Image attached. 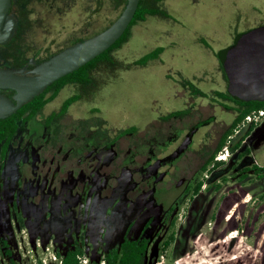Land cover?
<instances>
[{
  "label": "rangeland",
  "instance_id": "1",
  "mask_svg": "<svg viewBox=\"0 0 264 264\" xmlns=\"http://www.w3.org/2000/svg\"><path fill=\"white\" fill-rule=\"evenodd\" d=\"M73 1L67 5L68 11L62 18L48 21L52 28L46 29L53 32L48 35L55 39L52 46L47 43L48 36L37 32L43 52L46 53V48L55 53L101 32L121 10L114 7L120 0H106L102 24L77 27L74 22L84 19L85 15L77 16L76 11L79 12L82 6ZM163 9L172 20L146 17L131 26L126 41L114 51V57L120 63L118 67L113 70L102 68L95 75L97 88L88 89L81 100L70 105L67 120H63L65 124H71L65 138L88 136L87 150L101 147L99 153L89 155H94L91 159L96 163L94 170L89 172V181L95 182L93 185L97 190H102L100 187L105 189L104 216L91 229L81 259L89 264L92 257L103 264L104 250L100 245L108 243L111 238L107 233L111 234L120 221L113 236L117 242V234L123 233V226L128 229V224L134 222L135 226L128 229V233L137 236L146 219L139 220L138 216L152 211V227L147 229L150 245L145 264H152L154 259L153 264H264L263 172L242 171L244 167L252 168L253 164L246 159L243 161L244 151L232 152L230 147L222 166L214 168L210 164L205 171L200 170L220 131L226 129L234 118V111L225 108L233 107L232 102L213 96L215 91L227 90L216 54L231 45L237 34L264 26V0H167ZM33 32L31 29L29 35L33 36ZM158 47L163 49L158 59L145 66L133 65ZM187 82L204 94L202 98L195 97L196 105L202 102L212 105L213 109L209 105L201 107L200 115L185 118L184 126L168 124L162 133L157 128L158 119L188 106ZM78 93L76 88H63L39 113L35 121L37 127L31 135L36 133L34 136L40 140L47 138L49 132L45 118L59 111L63 102ZM211 98L217 104L211 103ZM198 120L205 121L192 125ZM132 127L137 132L121 138L116 151L103 150L105 144L121 131ZM242 132L241 129L238 133ZM239 134L234 131L225 144L233 145ZM34 144L31 142L30 146L23 148L25 160L13 157L5 164L4 170L8 173L19 170L25 162L37 165L39 151ZM68 146L64 144L60 151L65 158L76 151ZM45 148L53 149L51 145ZM260 154L264 155V148L258 157L255 154L249 157L262 168L264 162ZM103 166H108L105 173L102 172ZM30 167L26 170L29 174ZM198 182L202 186L194 196L193 189ZM90 184L85 183L79 201L82 204L87 192L90 200L95 197L96 189H90ZM24 186L27 191V184ZM14 187V195L3 200L0 213L3 217L2 235L9 241L16 264H60L54 242L42 239L52 231L60 232L63 227L62 236L80 234L85 228L83 214L86 217L88 211L84 213L83 206H80L77 225L71 226L68 221L65 228L64 219L69 212L62 211L63 205L55 211L60 219L53 218L51 213L52 219L47 209L41 207L34 220L27 213L23 217L24 222H28L26 228L11 216L12 210L17 214L25 210V203L23 206L18 199L16 179ZM61 190L64 193V189ZM49 201L47 198L46 205ZM171 233L173 241L161 252L162 242ZM0 264L6 263L0 258Z\"/></svg>",
  "mask_w": 264,
  "mask_h": 264
},
{
  "label": "flooded vegetation",
  "instance_id": "2",
  "mask_svg": "<svg viewBox=\"0 0 264 264\" xmlns=\"http://www.w3.org/2000/svg\"><path fill=\"white\" fill-rule=\"evenodd\" d=\"M165 1L167 0H139L138 6L139 4L144 3L146 6L145 9L156 10L157 13H160V14L148 15L146 17H156V18H161V19L172 20L170 18V15H168L165 9H163ZM71 2L72 0H68V2L67 0H65V2H63V0H11L7 21L8 20L13 21L12 35L10 36V38L6 40V42L0 44V68L12 69V70H18V69L24 68L25 71L28 72L32 70L39 63L49 59L54 54L62 51L63 49L53 53L52 51L50 50L47 51V49L44 48V51H46V53L43 52L42 47L40 45V40H39L40 35H38L37 32H42L44 33L45 36H48L49 41L47 43L49 44V46H52L55 42V39L52 38L54 37L53 35H48V34L53 33L52 31H48V29H46V28H52L51 25L50 26L48 25V21L52 18H62V16L68 11L67 5L70 4ZM73 2L75 3V5L80 4L82 6L80 7V10H79V12H82V13H79L78 11H76L77 16L80 17L82 15H85L84 19L74 22L77 27L90 28V27H96L97 25H100L103 23L106 0H74ZM126 3H127V0H120L119 2L116 3V5H114V7L121 8L119 15L125 8ZM162 11L165 12L166 15H161ZM118 17H116V19ZM146 17L144 18V20L146 19ZM138 22L140 21H137L134 25H136ZM112 23H110L107 27H109ZM70 25H73V24H70ZM31 29H34V32L32 33L34 34L33 36L29 35V31ZM235 37L233 38V42L231 43V45L234 43ZM88 38H85V39H88ZM219 52H217V54H219ZM113 55H114V52H113ZM216 57H217V62H218L219 61L218 56ZM218 64H219V69L222 74V79L224 82H226V85H227L228 81L226 80L223 74V71L220 68V62H218ZM99 72L100 71H98L97 73ZM69 87L78 89L79 93L75 94L74 96L81 94L82 95L81 99L83 98L84 93H86L88 90V88L85 89L83 87H79L78 85H69ZM195 88L192 86V89H191V87L188 86L187 90L189 91L190 98L188 97L187 99L188 106L185 107V109H183L182 111L172 112L170 114L162 116L161 118H159L160 120L158 119V123H156L158 124L157 128H159L162 133H165V130L168 128L167 127L168 124L178 125V127H180V124L183 125L185 118L193 119L194 117L200 115L201 107L203 108L208 105L212 106L210 104L205 105L202 102L201 104L199 103L200 105H196L194 101L195 97L202 98L203 96L198 93H194V91L192 90H195ZM0 94L4 95L5 97H7L9 100L13 102V99H12V96L14 95L13 91L0 90ZM213 96L216 98L214 93H213ZM210 102L216 103L215 99H212V98ZM221 106L222 105H220V107ZM69 107L67 108V110L65 111L63 115L57 116L56 118H53V119L52 118L49 119L48 126H46V120L48 121V118H50L53 114L59 115L62 111L63 104L60 107L59 111L53 112L45 118V126L47 128V131L49 132V136L46 134L48 136L47 138L40 140L38 139L37 136H34L36 135V133L31 135L32 131H35L37 127L35 125V122L30 127H27L25 131H20L15 135L17 137L15 141L13 142L12 146L10 147V149L8 150V154L6 155L5 159L0 162V208L2 204L4 205L3 200L10 198V195L12 198V195H14L13 192L15 189L14 187L15 179L18 182V189H19L18 199L21 200V202L23 203V206L25 203V210L20 212L19 214L14 213L12 210L11 216L13 215L14 220L16 218L17 221H19V225L24 226L25 224L26 228H27L26 224L28 222L25 223L23 220L24 219L23 217L26 216L27 214H30L29 217L31 216V219L34 220L36 213L38 212L40 213L41 207L43 208L45 207L47 209L49 216L51 218H52L51 213H53L54 214L53 218L58 217L60 219V216L58 214H55V211L60 209L59 207L60 205H63L62 211L68 210L69 212L68 216L64 219L65 228H66V224L68 221H70L71 226L73 224L77 225L78 210L80 206H83L82 210H84V213H86L87 211L88 213L86 217L83 214L82 223H85V228L80 234L78 233L74 237L62 236V232L64 230V227H63L58 233L52 231V233L50 235H47L45 239H42L39 236L38 238L42 240L50 239L51 242H54V244L56 245L55 250L60 249L63 252L67 248H74L75 246H78V247H81L84 252H86L85 245L87 242V238L89 237V234L91 236V233H92L91 229H94L96 222H99L98 220L102 219V216H104L102 214V210H103L102 205L104 202L103 198H104L105 189L104 187H100V189L102 190H97L96 186L93 185L95 182L89 181V172L94 170V167L96 164L95 162L93 163L91 159V157H93L94 155H92L91 157L89 155L99 153L101 151V147H99L100 148L99 150H97L96 148H94L93 150L89 149L90 151H92V152H89V150H87L88 136H69L71 140L69 138L68 139L65 138V133L66 134L69 133L68 131L71 128L70 126L71 124L69 123L65 124L63 122V120L67 116ZM210 108L213 109V106ZM222 108L224 109L223 106ZM204 121L205 120H202V121L198 120L194 122L192 125L203 123ZM52 124H54L55 126L52 127ZM226 129H224L223 131H220V134L217 140H215V145L211 149V152L216 147L218 141L220 140V137L223 135ZM128 135H131V134H127V135L118 134L116 137H114V139L109 144H105V146L103 147V150L107 148V149H113L114 151H116L115 149L117 148V145L120 139L124 137H130ZM247 138L248 136L243 140L244 143H243L242 151L244 152L246 151L247 147H249V145L254 144L252 140H254L255 136L250 137L248 140ZM30 141L35 142L33 147L38 148L37 151H39L38 153L39 160L37 161L38 162L37 165L32 166L28 164L30 162L28 163L25 162L24 166L19 168V170L10 171L11 173H8L7 170L5 171L4 166L8 162L9 159L11 160L13 159V157L17 159L24 158V155H26V153L23 148L30 146V143H31ZM64 144H66L67 146L70 145V147L68 146L69 149L76 150V151H73L72 154L67 155L66 158L60 155V151L64 147ZM48 145H51L53 149L51 150L46 149L45 147H47ZM241 146H242V143H241ZM43 151L44 152L47 151L48 154L46 155L42 154ZM211 152L208 153V157L210 156ZM25 159L26 158H24V160ZM105 159L108 160V158H103V160ZM245 159L246 157L243 158V161H245ZM29 166H31L30 174L26 171L27 168H29ZM107 167L108 166H103V170H102L103 173H105ZM243 169L242 171H244ZM110 172L111 171L107 172V174ZM69 174H72V175L69 176ZM87 182L91 183L89 187L90 189H96V193H95V197L93 198V200H90L88 196V192H87L86 195L84 196L85 199L82 204V201L81 203L79 202L80 196L83 195L84 186H85V183ZM25 184H27V191H25V186H24ZM62 188L64 189V193H62V190H61ZM47 198H49L50 200L48 205H46ZM151 213L152 211L148 214L146 212L142 217L138 216L137 219L139 220L145 219L144 217H146L145 224L143 228L141 229L139 235L137 236L129 235L128 233L129 230H131V228L135 226L134 222L132 223V225H130L129 223L128 224L129 227L127 226L129 230L125 229L123 226L122 228L123 233L117 234L118 236L117 238L119 239L116 242L114 241L113 236L115 234L114 232L116 230L117 224H120V221H119L115 225V229L111 231V234L107 233L108 234L107 236L110 235L111 237L108 243L106 244L103 243L102 245H100L101 249L103 248L104 250L103 252H105L108 248L113 247L115 244L120 242L126 236H128L129 238H133V239L144 236L149 240V245H150V239L147 235V231H148L147 229L152 227V217L153 216L150 215ZM147 215L149 216V218H147ZM130 221H127V222H130ZM2 224H3V217L0 213V236L3 234ZM54 226L56 227V224H54ZM95 236H97L96 230H95ZM3 237L7 239L5 236ZM12 253H13V250H12ZM0 258L2 262H5L6 264H10L9 260L6 257L2 256L1 252H0ZM13 258H14V254H13ZM14 261H15V258H14Z\"/></svg>",
  "mask_w": 264,
  "mask_h": 264
},
{
  "label": "water",
  "instance_id": "3",
  "mask_svg": "<svg viewBox=\"0 0 264 264\" xmlns=\"http://www.w3.org/2000/svg\"><path fill=\"white\" fill-rule=\"evenodd\" d=\"M139 0H127L119 17L100 33L71 45L32 70L0 68V90H11L13 102L0 94V120L40 95L56 80L78 70L112 46L130 24ZM11 0H0V44L12 35L7 21ZM227 77V92L240 102H264V26L238 34L218 54Z\"/></svg>",
  "mask_w": 264,
  "mask_h": 264
},
{
  "label": "trees",
  "instance_id": "4",
  "mask_svg": "<svg viewBox=\"0 0 264 264\" xmlns=\"http://www.w3.org/2000/svg\"><path fill=\"white\" fill-rule=\"evenodd\" d=\"M145 4L141 3L136 9L133 20L128 26L127 30L123 35L106 51H104L99 56L95 57L93 60L80 67L78 70L56 80L51 85H49L44 91L33 98L28 103L22 105L17 112L12 114L6 119L0 120V162L5 159L8 154V150L15 141V136L20 131H25L27 127H30L35 122L37 115L42 111V109L51 101H53L59 94V92L69 85H78L83 88H97L96 77L98 71L102 68L108 70H113L118 67L120 64L114 57L113 52L120 47L123 42L126 41L129 28L134 25L137 21H142L148 15L160 14L156 10L145 9ZM161 15H166L165 12H161ZM163 52L162 48H156L153 51L147 53L146 55L139 58L133 63L135 66H145L148 62L154 61L159 58ZM218 56V54H216ZM219 59V58H218ZM220 62V61H218ZM220 68L223 71V74L227 80L226 74L223 69V65L220 62ZM187 85L191 87L192 85L187 82ZM194 93H198L204 96L203 93L199 92L197 89L192 90ZM217 99H223L226 101H231L233 107H225L234 111V118L231 123L228 125L227 129L220 137L216 147L211 152L210 156L205 160L204 164L200 167L201 172L205 171L206 168L213 164L214 168L220 167L224 164L222 161H214L216 153L225 145V142L229 136L233 134L237 125L244 119L253 110H259L264 108V102L250 101V102H240L233 97H231L227 90L225 92H215L214 94ZM82 95L71 96L63 103L62 111L59 115L53 114L48 121L46 120V126L49 125V119L56 118L65 113L67 108L81 99ZM181 113V112H180ZM212 119V118H211ZM210 119V120H211ZM208 122V121H207ZM255 125H249L248 127L242 129L244 132L239 134L236 138L237 141L233 145L229 146L230 151H235L240 148L242 141L249 135ZM137 132L136 128H128L121 131L120 135L133 134ZM234 139L233 141H235ZM248 152L245 151L243 156H247ZM250 161V160H249ZM252 168H244V171L248 169H253L256 173L263 172L264 168H259L256 165H252ZM262 177V176H261ZM202 186L201 182H198L193 189V195H196ZM174 235L171 233L166 240L161 244V252L165 251L169 247L170 243L173 241ZM149 249V240L144 237H138L136 239L129 238L128 236L124 237L120 242L115 244L113 247H110L103 252L102 261L103 264H145ZM0 252L2 256L6 257L10 264H15L13 253L10 248V245L2 235L0 236ZM85 252L81 247L75 246L74 248H67L65 251L60 252L58 249L55 250V255L60 259V264H80L81 257H83ZM101 261V262H102ZM155 262V259L152 261V264ZM100 262L96 261L94 258H90L89 264H99Z\"/></svg>",
  "mask_w": 264,
  "mask_h": 264
},
{
  "label": "built area",
  "instance_id": "5",
  "mask_svg": "<svg viewBox=\"0 0 264 264\" xmlns=\"http://www.w3.org/2000/svg\"><path fill=\"white\" fill-rule=\"evenodd\" d=\"M264 119V108L259 110H253L248 115L244 117V119L237 125L235 129V133L238 134L241 129H244L248 127L249 125H257ZM228 138H231L229 136ZM229 153V145L225 144L215 155L214 161H222L226 160V155L228 156ZM82 261H85V264H87L88 261L86 260H80V264H82Z\"/></svg>",
  "mask_w": 264,
  "mask_h": 264
},
{
  "label": "crops",
  "instance_id": "6",
  "mask_svg": "<svg viewBox=\"0 0 264 264\" xmlns=\"http://www.w3.org/2000/svg\"><path fill=\"white\" fill-rule=\"evenodd\" d=\"M255 134H257L258 136H255L254 140H252L255 145H249V147H247L246 151L248 152V155L246 156V160L250 162H252L253 165H255V162H253V160H251V154L253 156V154H255L256 156L261 152V150L264 148V119L258 123L257 125H255V127L252 129V131L249 133L247 140L254 136ZM243 143L244 141H242V146L239 148L241 151L243 150ZM250 155V157H249ZM258 157V156H257ZM260 159L264 162V155L260 154ZM257 167H259L258 165H256ZM261 168V167H259ZM264 168V167H262ZM233 237V236H232Z\"/></svg>",
  "mask_w": 264,
  "mask_h": 264
}]
</instances>
